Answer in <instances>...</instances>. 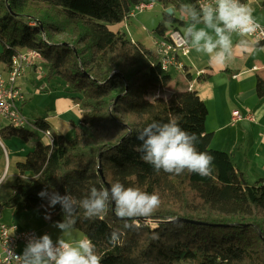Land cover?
I'll list each match as a JSON object with an SVG mask.
<instances>
[{
    "label": "trees",
    "instance_id": "16d2710c",
    "mask_svg": "<svg viewBox=\"0 0 264 264\" xmlns=\"http://www.w3.org/2000/svg\"><path fill=\"white\" fill-rule=\"evenodd\" d=\"M150 1L160 2L165 10L182 3L0 0V63L9 71L18 52L38 51L46 79L62 80L63 89L83 112L72 138L52 135V145L38 142L26 161L17 164L19 175L6 205L16 215L37 210L45 221L62 222L61 206L48 207L47 199L38 194L47 189L79 201L91 187L108 188L99 171L101 161L110 186L119 181L155 192L161 200L151 218L131 229L123 227L111 206L101 218L87 219L82 209L78 211L73 229L91 239L101 264H264V185L248 183L228 153L211 148L208 107L197 92L177 89L168 99L157 97L171 83L170 71L163 70L153 50L110 29L109 25L124 22L133 7ZM163 20L174 30L183 26L173 13L165 11ZM165 23L158 26L156 35L170 30ZM257 93L264 96L260 78ZM170 120L196 133L198 151L214 157L211 176L156 173L141 159L136 150L141 143L138 133L153 121ZM33 126L50 130L44 119H37ZM34 136L25 128L0 130L1 139L28 142ZM169 217L178 220L171 222ZM117 228L123 234L113 247L108 237Z\"/></svg>",
    "mask_w": 264,
    "mask_h": 264
},
{
    "label": "clouds",
    "instance_id": "9594fccd",
    "mask_svg": "<svg viewBox=\"0 0 264 264\" xmlns=\"http://www.w3.org/2000/svg\"><path fill=\"white\" fill-rule=\"evenodd\" d=\"M180 10L191 20L184 29V42L196 52L207 54L210 63L217 65H223L232 58L235 46L246 49L249 44L246 38L261 27L253 17L252 9L240 0L201 2L198 9L185 4ZM201 24L203 27L198 28L197 25ZM232 34L241 37L237 45L233 43ZM260 135L264 136V132ZM136 139L141 142L136 147L142 154L141 159L150 164L156 173L163 171L178 176L187 171L202 177L212 175L214 157L208 152L198 151L197 134L182 129L175 120L166 123L153 121L138 133ZM3 183L0 180V185ZM38 195L47 199L50 208L58 204L61 206L64 219L57 221L54 227L62 235L56 241L48 234L32 236L22 255L8 249L12 264H101L102 258L91 239H79L73 244L64 238L73 231L74 217L78 211L82 209L87 219L101 218L111 206L123 227L131 229L142 219L147 221L151 218L161 204L155 192L149 194L137 187H126L119 181L108 188L91 187L89 194L79 201L71 195L61 196L59 192H49L47 189ZM168 219L171 222L178 220L177 217ZM122 234L121 229H113L108 237L109 243L117 246Z\"/></svg>",
    "mask_w": 264,
    "mask_h": 264
},
{
    "label": "crops",
    "instance_id": "0c3cea01",
    "mask_svg": "<svg viewBox=\"0 0 264 264\" xmlns=\"http://www.w3.org/2000/svg\"><path fill=\"white\" fill-rule=\"evenodd\" d=\"M187 2L191 5L189 1ZM242 3L252 9L254 19L264 25V0H242ZM181 6L182 4L180 7L171 5L169 9L178 11L180 17H176L175 14L174 16L183 22V26L178 31L184 35L183 29L191 20L180 10ZM124 22L117 24L116 32H114L125 34L129 38L130 34ZM167 27L171 29L169 24ZM197 27H203V25H197ZM155 35L152 40L153 46ZM232 39L234 45H237L241 37L232 34ZM246 39L249 41L248 47L245 49L235 46L232 58L223 65L210 63L207 54L198 53L190 48V53L182 57L185 70L182 72L172 69L171 71L176 74L175 78L171 71L169 72L172 81L167 87L170 94L166 99L177 89L196 91L208 107L206 129L207 132L213 133L211 148L228 153L235 168L244 174L248 183L264 185V136L260 135L264 132V96L260 97L257 93L258 79L264 81V50H261L264 49V43H255L253 40ZM130 40L135 42L133 39ZM152 50H155V46ZM2 51L3 47L0 48V54ZM40 64L37 68H27L26 71L28 69L38 71ZM6 73L5 65L0 63V75L5 76ZM55 81L59 84L57 79ZM176 83L180 85L179 88H176ZM31 91L35 94L39 93L37 89H31ZM63 93H66L64 89ZM61 99L62 111L57 107L59 102H55L54 108L46 111V116H39L30 121L26 117L29 125L25 129L34 131L38 138L35 143H29L30 150H27V145L22 144L25 141L18 138H0V180L5 178L6 164L9 163V167L14 169L17 177L19 175L17 164L26 161L27 153L38 142L46 144L47 139L43 131L33 126L37 119L46 121L52 135L67 137L72 131L74 134V126L81 123L83 112L69 95ZM25 101L28 102L27 97ZM235 111H238L244 119L235 122L233 120ZM5 127H7L6 123H2L0 130ZM24 224L26 226L23 229H29V222Z\"/></svg>",
    "mask_w": 264,
    "mask_h": 264
},
{
    "label": "built area",
    "instance_id": "2783aa9c",
    "mask_svg": "<svg viewBox=\"0 0 264 264\" xmlns=\"http://www.w3.org/2000/svg\"><path fill=\"white\" fill-rule=\"evenodd\" d=\"M187 1L193 3L197 8H199L201 2L212 3V0ZM240 2L242 3V0ZM152 7H154V1L136 5L130 12L129 17ZM257 23L261 26L260 29L247 38L255 43H264V25ZM183 37L184 35L180 31L174 29L168 30L163 36L155 35L154 53L161 61L165 72L172 69L182 72L185 70L182 57L190 53V47L184 42ZM42 62V56L38 51L25 49L13 57L11 68L6 73L7 77L0 75V126L2 123L14 128H25L29 125L28 119L22 113V106L26 97L22 88L18 85V78L23 75L27 68H37L38 64ZM243 119L244 117L238 111L233 113L235 122ZM43 133L47 139L46 145H52L51 132L45 131ZM32 236L40 237L36 230L22 229L17 224L7 225L4 223L2 220V206L0 205V264H12L9 260L8 249L14 250L17 255H22L28 239Z\"/></svg>",
    "mask_w": 264,
    "mask_h": 264
},
{
    "label": "rangeland",
    "instance_id": "374dc122",
    "mask_svg": "<svg viewBox=\"0 0 264 264\" xmlns=\"http://www.w3.org/2000/svg\"><path fill=\"white\" fill-rule=\"evenodd\" d=\"M185 3L188 4L187 0H182V3L180 4L184 5ZM165 11L166 10L160 2L154 1V7L146 9L141 13H137L134 16L128 17L125 20L124 25L126 24V27L129 31V38L152 50L154 48L152 40L155 35V30L161 23H165V21L163 20ZM175 15L178 18L180 17L177 10H175ZM116 25L117 24L109 26L111 30L116 32ZM165 25L168 26V23H165ZM1 47H3L2 44H0V48ZM153 51L155 52V50ZM170 73L174 78L176 77V74L173 71H171ZM45 74L46 68L41 63L38 71L28 69L23 73L21 77L18 78V85L22 88L25 97H27L28 99V102L22 106V113L29 119V121L35 120L39 116H46V111L54 108L55 102H59L57 107L60 111L63 110L61 109V98L67 96V93L62 94L63 86L65 83L63 82L62 84V80L59 79H57V81H59V84H57V82L55 81L56 79L53 80L55 82L48 81ZM5 77H7V74L5 75ZM23 79L25 82L23 81ZM31 89H37L39 93H32ZM169 94V89L166 88L162 92L157 93L156 96L166 99ZM152 97L156 98L153 95ZM152 97H150L151 100H153ZM73 136L74 134L72 131V133H69L67 137L72 138ZM37 139L38 138L36 135L35 138H33L31 141L22 142V144L27 145V150H30L29 143H35ZM4 170V183L0 188V205L2 206L3 222L7 225L17 224L22 229L26 226L24 223L29 222V229L36 230L40 236L48 234L51 236L53 241H56L62 235V233L58 228L54 227L55 223L43 220L37 210L26 211L21 213L20 215H16L15 212L6 205L7 201L12 195V185L17 177L14 169L12 167H9V163L6 164ZM64 238L73 244L76 240L86 239L84 234L77 229H73V231Z\"/></svg>",
    "mask_w": 264,
    "mask_h": 264
},
{
    "label": "water",
    "instance_id": "95a60500",
    "mask_svg": "<svg viewBox=\"0 0 264 264\" xmlns=\"http://www.w3.org/2000/svg\"><path fill=\"white\" fill-rule=\"evenodd\" d=\"M166 12L168 13V14H172L173 13V10L172 9H167L166 10ZM66 44H64V46H65ZM99 171H100V174H101V176H102V178H103V181H104V183L106 184V186L107 187H110V185L105 181V178H104V176H103V171H102V164H101V161H99ZM182 221H184V220H182Z\"/></svg>",
    "mask_w": 264,
    "mask_h": 264
}]
</instances>
